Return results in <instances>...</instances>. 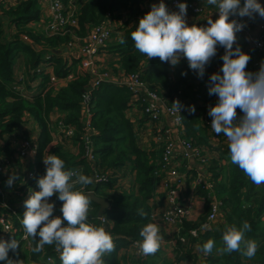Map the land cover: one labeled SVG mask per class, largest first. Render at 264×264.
<instances>
[{
    "label": "trees",
    "instance_id": "trees-1",
    "mask_svg": "<svg viewBox=\"0 0 264 264\" xmlns=\"http://www.w3.org/2000/svg\"><path fill=\"white\" fill-rule=\"evenodd\" d=\"M69 1L62 0L65 5ZM75 3L78 7L77 26L69 29L71 35L67 33L63 36L48 37L41 31L27 28L30 23L40 22L41 19V11L36 0H22L14 8L1 10L0 158H10L14 155V151L9 148V136L21 126L23 117L28 114L38 123L40 130L37 136L36 165H38L44 149L51 141L48 116L54 109L64 113L65 123L76 128V137L73 143L80 145L79 142L83 134L86 133L81 122L82 94L89 84L90 77L86 73L78 74L65 85L60 83L55 85L51 77L60 82L75 70V62L68 66L62 55L56 54L57 50L68 44L73 37H86L90 28L102 23L107 14L126 12L128 21L134 20L131 27L122 30L120 39L111 48L120 57L119 63L124 76L133 74L143 66L142 82L150 91L165 99L177 94L183 98L192 96L194 83L201 80L198 74L189 67L188 62L183 60L177 70V79L171 82L168 79L169 62H162L159 58L148 59L135 49L131 32L138 27L139 19L149 12L145 0H75ZM121 39L125 42L121 43ZM222 56L223 54H219L212 57L210 68H220L223 65ZM18 58L23 59L25 66L22 75L40 80V91L31 97L26 94L24 96L21 88V85L25 86L24 80L15 76L14 67ZM250 61L246 71L258 72L259 63L253 66ZM182 73H186V75H182ZM17 88H21V91H18ZM130 97L131 92L125 86L108 81L102 82L92 92L88 123L89 128L93 131L91 139L97 157L94 164L86 162L81 149L77 155L70 153V148L66 150L63 147L51 148L46 152V155L55 154L61 158L65 162V170L83 166L82 174L86 176L91 177L90 171L96 168H101L103 171L126 170L133 176V184L129 191L105 199L109 203V208L103 212L109 216L113 223L110 235L115 244V251L102 257L103 264H117V251L126 247L130 240L142 239L139 232L146 223H149L151 211L148 201L159 183V178L154 174L157 169L158 157L154 158L151 152H146L141 148L133 124L127 117L126 111ZM203 115L204 113L181 115L184 121L185 138L189 140L195 138L194 143L197 145H207L201 144L203 142L201 140H205L207 134L206 128L203 126ZM198 134L203 136L200 137L201 140L196 139ZM158 152L161 153V150ZM218 153H220L218 157L223 158L221 155L225 153L228 156L229 149L225 147L224 153L223 151ZM217 163V160H213L207 171L212 174L215 182L214 192L221 204V219L210 230L200 235V242L196 246L197 248L199 246L198 250L194 246L186 249L177 244L173 249L174 262L183 264L182 260L188 259L192 263L197 259L198 264H264V184L259 187L253 184L244 172L237 165H233L231 161L228 163L227 175L218 181L220 166ZM7 181V178L0 175V189L1 187L8 191L12 189L13 184L9 186ZM90 186L91 184L87 185L84 191H88ZM107 186H111V184L96 186V192L106 189ZM200 194L206 196V193L200 192ZM52 202L58 207H61L63 203L56 195H53ZM141 209L147 214L146 217L139 215ZM208 209L209 206L206 203L205 214L208 213ZM57 210L60 209L57 208ZM24 211L25 209L15 210V214H11L10 210H5L0 206V217L3 214H9V219L14 225L15 233L9 235L11 239L19 240L22 235L20 229L23 227L20 220ZM100 211L98 204L91 202L88 220L92 221ZM56 216H62V213L59 212ZM244 221L251 225V231L245 233V239L255 240L258 244L257 253L252 259L243 257L241 251H234L230 254L220 251L224 247L222 234L226 226H236L239 229ZM182 227L181 236L185 235L193 225L185 223ZM209 239L215 241V246L211 254L205 255L201 249ZM28 241L29 249L25 247V242H20L16 251H12L13 257L9 259H18L23 261V264H42L38 260L42 255L47 258L57 254L54 245H45L43 251L33 252L32 248L37 241L32 240L31 237L28 238ZM241 248L243 249V245ZM159 251L154 255H147L144 261H150L149 259L156 257ZM202 254L203 259L199 260ZM30 261L34 262L30 263ZM0 264H7V262L0 261ZM56 264H61V261L57 260Z\"/></svg>",
    "mask_w": 264,
    "mask_h": 264
},
{
    "label": "clouds",
    "instance_id": "clouds-1",
    "mask_svg": "<svg viewBox=\"0 0 264 264\" xmlns=\"http://www.w3.org/2000/svg\"><path fill=\"white\" fill-rule=\"evenodd\" d=\"M216 7L218 18H207V26H188L185 20L187 4L179 3L178 12H169L164 0L152 4L151 10L139 19L138 27L131 32L135 49L148 59L159 58L176 66L182 57L200 78L205 66L216 55L217 45L225 49L221 57L223 66L220 73H213L208 82L210 95L218 97V103L211 106L208 115L212 117L211 129L223 134L228 141L230 161L237 165L253 184H264V62L258 72H248L246 67L250 56L237 45L236 33L245 25L230 16L264 18V6L258 0H207ZM121 43L125 41L121 39ZM186 75V73H182ZM171 111L180 113L183 107L179 100L174 101ZM237 108L243 116L237 119ZM194 112V106L189 108ZM46 172L37 180L39 191H29L24 201L25 211L20 223L24 239L37 241L32 248L39 253L45 245L55 247L61 264H103L102 257L115 251L112 236L103 227L88 223L91 197L82 190L92 184L93 178L79 172L65 170V162L55 154L44 155ZM75 177V179H73ZM18 176L13 173L7 184L11 186ZM56 195L62 206V216H53L54 203L49 199ZM141 217L146 213L139 210ZM66 222V223H65ZM251 225L244 221L238 229L226 226L222 234L224 253L241 251L243 257H255L258 244L245 239ZM156 223H146L139 232L141 240L135 242L140 253L154 255L160 249L162 237ZM38 238V239H37ZM19 241L0 240V261L7 264H23V261L9 259V250L15 252ZM243 245V249L241 248ZM215 241L209 239L202 246L205 255L211 254Z\"/></svg>",
    "mask_w": 264,
    "mask_h": 264
},
{
    "label": "built area",
    "instance_id": "built-area-1",
    "mask_svg": "<svg viewBox=\"0 0 264 264\" xmlns=\"http://www.w3.org/2000/svg\"><path fill=\"white\" fill-rule=\"evenodd\" d=\"M262 1L264 2V0ZM0 2L5 3L4 0H0ZM36 2L39 5L40 11H43L46 15V20L43 24V32L46 33L47 36H63L67 33L71 35L69 29L76 28L77 26L78 7L76 6L75 0H70L67 5L63 4L62 0H36ZM159 2L160 0H155V4H159ZM164 3L168 10H177V5L179 3H186L187 13L192 18H199L203 15H208L209 13L204 6L194 4L188 0H164ZM146 4L148 5L149 3L146 2ZM237 21L243 23L241 20ZM133 24L134 20L128 21L126 12L107 14L106 19L102 23L90 28L86 37L82 39L81 44L76 45L75 38L73 37L68 44L57 50L59 51V55L64 51L63 54L75 56L77 60H79V73L68 74L65 79L72 80L78 74L85 73L90 77L89 84L82 94L81 103V117H85L87 119L83 125L84 132L87 134H83L82 139L79 142L80 145L74 144L73 142L76 137V128L71 124H66L64 113L59 111L61 113V117L53 123H49L51 136L50 144H48L44 149L43 155L41 156L38 165H36L38 141L32 137L31 131L28 129L31 122L23 121L21 126L10 135L9 148L14 151V155L10 158H0V175L7 179H9L13 173L18 176V179L14 181L11 190L8 191L1 187L0 206L5 210H10L11 214H15V210L18 211L25 209L24 201L28 198L29 191H39L37 180L46 172L45 165L43 164V157L51 148L63 147L66 148V150L67 148H70L71 151L69 152L75 155H77L81 149L83 158L86 162L94 164L97 157L94 153V145L91 139L93 131L89 128L88 123V119L90 117L89 103L94 89L102 82L108 81L125 86L131 92L127 110L131 107H137V110L140 112L142 118L148 124L158 123L160 121V117H162L164 113L169 119L168 127H165L162 132L160 128L153 134V141L156 144L155 150H161V154L159 159H157V169L154 172L155 176L159 178V183L157 184L158 187L152 194L151 199L148 201L151 208L149 213V222L156 223L159 228L162 224L173 226L175 228L174 234L170 240V244L173 249L176 248L177 244L186 249L191 246L196 247L200 242V235L210 230L217 223V221L221 219V204L216 198L214 192L215 182L212 178V174L207 171L208 163L211 158L208 157L207 152L203 147L198 146L192 140L181 137V134L184 133V121L181 115L186 112V106H189V104H187L188 98H183L180 94H177L165 99L157 93L150 91L146 84L141 80L143 66H141V68L133 74L124 76L122 79H116L114 81L110 78V74L106 68L101 69L96 64L97 57L100 55L107 43L112 40L114 34L117 33L119 37H121L122 30L131 27ZM236 36L237 41L233 47L235 48L237 45L240 47V37L244 36L248 44L251 46L252 52L256 53L260 57L261 60L259 65L261 66V63L264 62V37L249 36L246 26L243 27L241 31L237 32ZM218 53H225V49L220 45H217L216 54ZM183 60L187 61L186 58L182 57L176 66H172L169 62V81H175L177 77L175 76L174 78V76L170 74V71L174 68L178 70ZM210 62L205 66L203 78L195 82L193 85L194 92L192 95V102L194 103L191 105L194 106V108H196L195 106H197V104L208 103L211 106H215L218 103V97L216 95L209 94L208 82L213 73H220L222 75V72H220L218 68H210ZM21 78L22 77H19V79ZM51 80L55 85L59 84V81L54 79V77H51ZM21 88L25 96V86L21 85ZM21 88H17V90L21 91ZM176 100H179L183 106L180 113H173L171 111V104ZM236 111L237 119L243 116V113L239 108H237ZM188 113L195 115L198 114L196 111L190 112L189 110ZM202 120L210 141L222 146V148H225L228 145L227 138L223 134H216L212 131V117L208 115V112L204 113ZM32 121H34V119H32ZM177 135L180 137L175 138ZM137 138L140 139L139 135ZM178 156L181 158V161H196L199 167L196 173L192 175L193 177L191 179L189 197L186 198L182 197L184 193L183 189L186 175L179 172L180 163L177 158ZM70 170L82 173L84 167H75ZM90 175L94 181L91 184L90 189L88 191H84L86 186L81 188L80 185H77V190H82L85 194L90 195L91 199L92 197L96 198V186L98 187L100 185L111 184V186H107L105 190L110 195H113L115 192L123 190L129 191L133 184V181L131 184V179H125L123 173L120 171H103L101 168H96L90 171ZM73 179H75V177H73ZM200 192L203 194L206 193V196H202ZM159 194L164 195L161 204ZM196 195L203 199L204 207L206 203H208L209 209L207 214L204 213V219L195 226L194 223H192L195 220V217L194 206L191 199ZM49 202L53 203L52 197L49 199ZM91 202L93 201L91 200ZM57 208L60 209L61 207L55 205L53 216H56L54 213ZM87 222L103 227L105 231L110 234L111 219L108 215L100 212L92 221L88 220ZM185 223H189L193 225V227L189 228L186 234L181 236L180 232L183 230L182 226ZM0 228V240L8 241L11 238L9 236L10 233H15L14 225L9 219V214H3L0 217ZM20 231L22 232V235L20 236V239L17 240L19 242H25V247L29 249L30 243L28 239L25 240L23 238V229H20ZM138 240L141 239L130 240L128 245L124 248L129 256L143 261L147 258V256L141 254L139 249L135 246V242ZM12 253L13 252L9 250V258L13 257ZM202 256L203 254L201 257ZM12 260L19 261L14 258H12ZM38 260H40L42 264H56L57 260H60L59 253L55 256H48L47 258L42 255ZM31 262L33 263L34 261H30V263ZM174 264L180 263L174 262Z\"/></svg>",
    "mask_w": 264,
    "mask_h": 264
},
{
    "label": "crops",
    "instance_id": "crops-1",
    "mask_svg": "<svg viewBox=\"0 0 264 264\" xmlns=\"http://www.w3.org/2000/svg\"><path fill=\"white\" fill-rule=\"evenodd\" d=\"M5 3L0 2V14H1V10L5 9L8 10L9 8H14L16 7V5L18 4V2L22 1V0H4ZM189 2H192L194 4L197 5H202L204 6L205 9H207V11L209 12L208 15H203L199 18H192L188 15V13L186 12V16H185V20L186 23L188 24V26H192L193 24H195L198 27H204L207 26V18H211L213 20L218 18V12L216 10V7L213 5H209L207 4V0H188ZM146 2H148L149 4L147 5ZM258 2L264 6V2L262 0H258ZM155 3V0H145V5L146 8L150 11L151 10V6L152 4ZM244 0H241V6H243ZM215 8V10H214ZM179 9H170L169 12H178ZM241 20L244 25L246 26V29L248 31V35L251 37H259V36H263L264 37V18L259 17L258 15L255 16L254 19H250L248 17H239V16H230L229 20ZM46 20V15L43 11H41V19L40 22H36V23H30L27 28L30 29H34L36 30V26L41 27L43 26L44 22ZM75 41H76V45H79L82 43V39L83 38H78V37H74ZM120 39L119 35L117 33L114 34V36L112 37V40L110 42L107 43V45L105 46V48L102 50V52L100 53V55L97 57L96 59V64L99 68L104 69L106 68V70L109 72L110 74V78L113 79L114 81L116 79H122V77H124L123 73H122V69H121V65L119 63V55L117 53H114V51L111 49L115 43ZM240 48L244 53H249L248 55L251 56V65L255 66L256 64H258L260 62V57L256 54L252 52L251 46L248 44V42L246 41V39L244 38V36L240 37ZM251 49V50H250ZM64 51L62 52V58L64 59L65 62H67V65L70 66L73 62H75V66H74V71H71L69 74H75V73H79L78 71V64H79V60H77V58L75 56H69L68 54H63ZM57 54H59V51H57ZM220 53L216 54L219 55ZM72 55V54H71ZM215 55V56H216ZM75 60V61H74ZM223 66V65H222ZM222 66L219 69V71L221 70ZM24 65H23V59L18 58L15 62V76L17 78L22 77V79L24 80L25 83V92L26 95L28 97H31L35 94H37L40 91V80L38 78H33L30 79L31 76H23V70H24ZM173 71V72H172ZM172 71H170V74H172L175 78L178 77V73L177 70L174 68ZM221 72V71H220ZM177 79V78H176ZM71 79H61L60 80V84L65 85L68 81H70ZM214 106V105H213ZM192 107V105L186 106V113H188L189 108ZM195 111L200 114V113H205L209 111V108L211 107L210 104H197V106H195ZM127 116L129 118V120L132 122L133 124V128L134 131L137 133V136L139 135L140 139L138 138V143L141 145V148H143L146 152H151V155L154 156V158L157 156L158 159L160 157V154L158 152V150H155L156 148V144L153 141V134L159 130L161 128V132L165 127H168L169 125V119L166 117L165 113L163 114L162 117H160V121L158 123H147L144 121V119L142 118L140 112L137 110V107H131L129 108L127 111ZM184 113V114H186ZM195 115V114H194ZM61 117V113L57 110L54 109L48 116V121L49 123H53L54 121H56L58 118ZM32 117L29 116L28 114L25 115L23 117V121L24 122H31L28 126V129L31 131V135L33 138L37 139V136L40 132L39 130V125L38 123H36V121H32ZM86 118L85 117H81V122L83 123V125L86 122ZM153 125H157V126H153ZM180 137L179 135L175 136V138ZM181 137H184V133L181 134ZM200 137L201 134H198L196 136L197 140H201ZM205 140H201L203 141L201 144H207V145H198L203 147L209 158H211V160L208 163V168L211 166V162L213 160H217V165L220 166V171H219V177H218V181L221 180V178L223 176H226L228 173V163L230 162V156H226L225 158H221L218 157V153L219 151H222L224 148H222V146L217 145L214 142H211L210 139L207 137V134L205 135ZM9 140H10V136H9ZM193 142H195V138H192ZM228 147V145L226 146V148ZM178 151V150H177ZM76 152V151H75ZM217 153V154H216ZM180 163V168H179V172L186 175L185 177V181H184V189H183V198L189 197V192H190V186H191V179H192V175H194L196 173V171L198 170V165L196 163V161L190 160L189 162H186L184 160L181 161V158L178 156L177 157ZM222 169V171H221ZM120 172H122L124 174V172H127L128 174H130L128 171L126 170H118ZM222 175V176H221ZM131 176V174H130ZM158 187V185H157ZM156 187V189H157ZM155 189V191H156ZM154 191V192H155ZM102 192V193H101ZM125 192L120 191V192H115L113 195H110L105 189L103 190H99V192H97L96 194V198L98 200H101L103 205H106L108 209L109 208V203L105 200L106 198H110L114 195H118ZM163 194H159V200H160V204L161 201L163 200ZM193 206H194V217L196 219V217H199L202 213L204 212V202L203 199L196 195L191 199ZM94 202V201H93ZM98 206L100 207V212L104 213L103 211L105 210L104 208H102L99 204ZM60 211L56 210V212L54 213L55 215H57ZM110 227H112V221L110 222ZM160 236L162 237V241H161V245H160V251L157 254L156 257L149 259L150 261L145 262L144 260L142 262H140L137 258H132L131 256H129V254L127 253V251L125 250V248H121L117 251L116 253V262L117 264H174V260H175V254H174V250L170 244V240L171 237L174 234L175 228L173 226H168V225H160ZM12 239L10 238L8 240V242H10ZM196 249V248H195ZM106 255V254H105ZM104 255V256H105ZM199 256V255H198ZM151 262V263H150Z\"/></svg>",
    "mask_w": 264,
    "mask_h": 264
},
{
    "label": "rangeland",
    "instance_id": "rangeland-1",
    "mask_svg": "<svg viewBox=\"0 0 264 264\" xmlns=\"http://www.w3.org/2000/svg\"><path fill=\"white\" fill-rule=\"evenodd\" d=\"M36 30H38V31H41L42 33H44L43 32V26H41V27H38V26H36ZM45 35H46V33H44ZM47 36V35H46ZM48 37H50V36H48ZM188 98V103L187 104H189V105H191V104H193L194 102H192L193 101V96H189V97H187ZM184 103H186V102H184ZM225 149V148H224ZM224 149L222 150L223 151V153H224ZM227 149H228V147H227ZM220 155V154H219ZM223 158H225V156H227L225 153L223 154V155H221ZM129 172V171H128ZM123 176H124V178L126 179V178H129V179H131V184H132V181H133V176L131 175L130 176V174H128L127 172H124V174H123ZM126 187V186H125ZM204 217H205V214L204 213H202L199 217H197L192 223H194V225L196 226L200 221H202L203 219H204ZM220 223H222V222H220ZM189 224V223H188ZM196 249L198 250L199 249V246H198V248L196 247ZM201 259H203V256L201 257H199V260H201ZM175 261V260H174ZM179 263V262H178ZM182 263L183 264H198L199 263V261H197V259L196 260H193V262L191 263V260H188V259H185V260H182Z\"/></svg>",
    "mask_w": 264,
    "mask_h": 264
},
{
    "label": "water",
    "instance_id": "water-1",
    "mask_svg": "<svg viewBox=\"0 0 264 264\" xmlns=\"http://www.w3.org/2000/svg\"><path fill=\"white\" fill-rule=\"evenodd\" d=\"M91 133V132H90ZM92 201H94L96 204H99L102 208H107V206L106 205H103L102 204V202H101V200H98L97 198H95V197H92V199H91Z\"/></svg>",
    "mask_w": 264,
    "mask_h": 264
}]
</instances>
